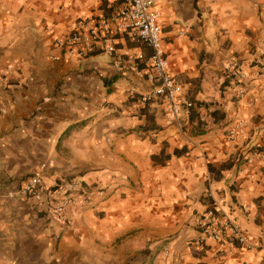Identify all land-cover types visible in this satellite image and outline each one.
Segmentation results:
<instances>
[{
    "label": "crops",
    "instance_id": "0c3cea01",
    "mask_svg": "<svg viewBox=\"0 0 264 264\" xmlns=\"http://www.w3.org/2000/svg\"><path fill=\"white\" fill-rule=\"evenodd\" d=\"M125 1L0 0V264H264V0H157L170 73L194 103L174 121L141 102L152 84L138 55L152 49L116 20L114 53L52 57L57 38ZM229 65L250 76L244 96ZM34 175L77 196L109 188L65 225L8 196ZM213 202L260 247L198 250Z\"/></svg>",
    "mask_w": 264,
    "mask_h": 264
},
{
    "label": "built area",
    "instance_id": "2783aa9c",
    "mask_svg": "<svg viewBox=\"0 0 264 264\" xmlns=\"http://www.w3.org/2000/svg\"><path fill=\"white\" fill-rule=\"evenodd\" d=\"M156 2L157 0H126L119 14L113 18L103 17L95 23L81 22L74 32L56 39L55 45L60 54H54L52 57L59 59L65 54L84 58L95 51L114 53L116 46L108 42L106 37L110 21L116 20V28L126 33L132 42L145 44L152 49L149 56L145 53L138 55L139 62L146 66L147 77L152 84L151 89L141 95V102L147 104L159 99L169 119L174 121L184 110L194 108V103L182 95V86L170 73L169 61L163 46L161 14L154 9ZM10 71V66L1 69V76L5 81ZM228 74L232 83L239 87V95L244 96L247 92L249 74L238 65H229ZM1 111L0 107V113ZM242 126L243 122L240 121L239 127ZM108 188L105 186L81 192L80 196H77L60 184L48 185L39 175H34L19 189L8 192V196L25 197L37 203H45L61 223L71 225L67 215L68 208L77 203L82 206L89 205L95 192L105 195ZM197 227L199 236L195 244L200 251H205L210 242L236 243L245 249L260 247L233 214L226 211L218 202H213L199 216Z\"/></svg>",
    "mask_w": 264,
    "mask_h": 264
}]
</instances>
